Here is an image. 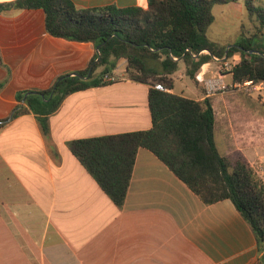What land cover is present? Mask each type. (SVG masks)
I'll list each match as a JSON object with an SVG mask.
<instances>
[{
  "label": "crops",
  "instance_id": "1",
  "mask_svg": "<svg viewBox=\"0 0 264 264\" xmlns=\"http://www.w3.org/2000/svg\"><path fill=\"white\" fill-rule=\"evenodd\" d=\"M17 1L0 0V264H264V249L234 202L205 203L150 149L138 148L122 207L71 151L69 142L75 139L150 129L151 79L123 76L73 92L49 115V133L43 131L26 98L49 89L62 75L86 69L97 48L52 35L43 8L18 7ZM71 1L81 8L148 4ZM211 11L206 32L218 47L229 48L243 35L262 41L264 28L258 32L259 17L246 0L215 3ZM233 57L241 59L239 53ZM125 62L112 73L119 74ZM200 71L206 78L222 72L213 59ZM182 72L187 74L185 62ZM174 73L170 92L211 99L215 142L223 156L232 162L239 156L264 161V148L247 153L256 127L264 130V116L254 115L240 131L242 145L230 123L233 109H264V81L238 86L226 71L221 77L227 83L230 74L234 89L207 93L192 79L196 88L188 94L176 90ZM241 88L248 98L237 95ZM252 92L258 93V103ZM17 109L21 113L12 116Z\"/></svg>",
  "mask_w": 264,
  "mask_h": 264
},
{
  "label": "trees",
  "instance_id": "2",
  "mask_svg": "<svg viewBox=\"0 0 264 264\" xmlns=\"http://www.w3.org/2000/svg\"><path fill=\"white\" fill-rule=\"evenodd\" d=\"M229 1L232 0H148L147 7L81 8L71 0H18V7L45 10L47 29L52 35L92 42L98 49L86 69L58 77L49 89L31 92L26 102L38 115L43 131L49 133V115L69 94L111 82L105 76L125 60L123 70L130 78L141 82L151 79L152 127L72 140L69 147L73 154L122 207L136 153L138 148L146 147L205 203L231 199L264 249V184L243 156L232 162L219 152L211 99L196 100L154 87L162 81L167 88H173L171 75L181 60L187 65V74L196 81L197 71L213 55L230 58L235 53L241 55L230 70L235 84L264 81V43H255L252 36L243 35L229 48H220L207 36V27L214 18L212 6ZM246 4L259 17L258 32H262L264 7L254 6V0H246ZM2 8L0 5V11ZM202 50L209 53H200ZM19 113L17 109L12 116Z\"/></svg>",
  "mask_w": 264,
  "mask_h": 264
},
{
  "label": "rangeland",
  "instance_id": "3",
  "mask_svg": "<svg viewBox=\"0 0 264 264\" xmlns=\"http://www.w3.org/2000/svg\"><path fill=\"white\" fill-rule=\"evenodd\" d=\"M257 6L264 7L263 3H261ZM259 36H260L261 40L263 41L264 40V33L259 35ZM183 63L184 62H180V66L177 69V71L174 73V76H173L175 88L178 92L181 91L182 93L185 92V93L191 94L190 89L196 88V85L188 74L182 72ZM125 64H126V62H125ZM125 64L121 65V70H120L119 74L111 73V74H108L107 76H114L115 78L128 76V74L122 69V68H124ZM200 70H201V68L198 70L197 73H199ZM226 71H228V70L225 69L224 72H226ZM197 73H196V75H197ZM152 80H154V78H152ZM230 80H231L230 74H227L226 81H227V83L230 82L232 84V82ZM196 81H198L197 77H196ZM244 92H246V94L248 93V91L241 88V90L239 92H237V95H240L239 97L248 98L249 96L241 94ZM252 96L255 98V102L258 103V98H259L258 93L252 92ZM231 113L232 114L230 115V118H231L230 123L233 126V130L237 136V139L235 141L237 142V145H242L241 140H240V131H242L244 129V126L248 122H250L251 118H254V115L257 114L256 117L258 116V118H263L262 116H264V109H233ZM256 129L257 130L255 131L256 132L255 138L253 140H251L252 141V143L250 145L251 149H250V151H247V153L250 154V156H253L254 154H256L260 150V148H264V146H263L264 145V130H263V128L261 129L258 126L256 127ZM239 154H241V153H239ZM241 155H243V154H241ZM237 156H238V153L232 159L233 160L236 159ZM245 159L249 163L250 167L254 170L256 176L261 180V178L259 177V175L256 172V169L258 168L259 165H264V161L260 160L258 158H252V157H251L250 161L246 157H245Z\"/></svg>",
  "mask_w": 264,
  "mask_h": 264
},
{
  "label": "built area",
  "instance_id": "4",
  "mask_svg": "<svg viewBox=\"0 0 264 264\" xmlns=\"http://www.w3.org/2000/svg\"><path fill=\"white\" fill-rule=\"evenodd\" d=\"M200 53H209V51L208 50H202ZM193 56L196 57L197 55L193 54ZM174 59L177 60L178 58L174 57ZM213 60L220 62V71H222L221 72V76H222L225 69L230 71L232 69V67L235 64H237L241 59L239 60L236 57L226 58L225 56L219 57V56L213 55ZM221 76L218 78H206L205 74L202 71H200L196 75L198 81L203 83L204 86L206 87L207 93H215V92H219V91L226 92V91H230L231 89H234L235 86L230 85L228 83H225ZM114 79H115L114 76H107L106 77V80H109V81H112ZM250 83H253V82L252 81H246L244 83H239L238 86H246V85H249ZM154 87L156 89H159V90L169 91V88H167L162 81L156 82L154 84ZM256 172L264 184V165H259L258 168L256 169Z\"/></svg>",
  "mask_w": 264,
  "mask_h": 264
},
{
  "label": "water",
  "instance_id": "5",
  "mask_svg": "<svg viewBox=\"0 0 264 264\" xmlns=\"http://www.w3.org/2000/svg\"><path fill=\"white\" fill-rule=\"evenodd\" d=\"M97 51H98V49H97Z\"/></svg>",
  "mask_w": 264,
  "mask_h": 264
}]
</instances>
